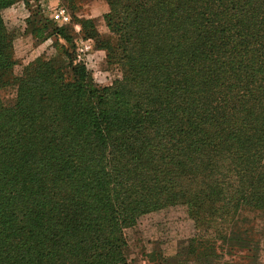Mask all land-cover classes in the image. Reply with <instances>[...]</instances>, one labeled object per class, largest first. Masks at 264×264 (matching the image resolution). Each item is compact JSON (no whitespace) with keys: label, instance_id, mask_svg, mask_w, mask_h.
<instances>
[{"label":"trees","instance_id":"trees-1","mask_svg":"<svg viewBox=\"0 0 264 264\" xmlns=\"http://www.w3.org/2000/svg\"><path fill=\"white\" fill-rule=\"evenodd\" d=\"M41 1L0 0V92L16 87L0 96V264H129L125 230L176 206L189 260L242 247L230 226L264 215V0H105L114 41L66 0L122 71L103 89ZM20 2L24 33L58 53L22 70L2 16Z\"/></svg>","mask_w":264,"mask_h":264},{"label":"rangeland","instance_id":"rangeland-1","mask_svg":"<svg viewBox=\"0 0 264 264\" xmlns=\"http://www.w3.org/2000/svg\"><path fill=\"white\" fill-rule=\"evenodd\" d=\"M41 11L47 19L58 27L68 26L75 31L78 61L85 63L92 71L93 83L98 89L112 88L122 80V71L118 66H109L106 53L95 49L92 40H84L81 27L75 25L71 8L66 0H42ZM34 8V7H33ZM76 15L79 18L95 21L98 32L115 40L103 19L109 10L105 0H76ZM3 19L11 31H16L14 55L22 70L38 58L46 61L57 57L53 44L56 39L47 42L35 40L27 29V19L32 16L24 3L20 2L2 12ZM65 20V18H67ZM64 64L63 62H61ZM2 102L11 105L16 99V87H9L0 92ZM231 235L246 242L242 247L222 248L221 258L188 259L189 246L196 233L193 221L183 206L170 207L162 211L147 214L139 219L135 226L125 230L128 247L125 256L129 264H239L253 262L264 264V215L259 211L244 209L230 226ZM252 257V260H246Z\"/></svg>","mask_w":264,"mask_h":264},{"label":"built area","instance_id":"built-area-1","mask_svg":"<svg viewBox=\"0 0 264 264\" xmlns=\"http://www.w3.org/2000/svg\"><path fill=\"white\" fill-rule=\"evenodd\" d=\"M68 19V17L67 18H65V20H67Z\"/></svg>","mask_w":264,"mask_h":264}]
</instances>
